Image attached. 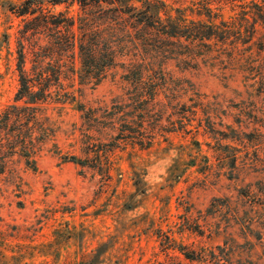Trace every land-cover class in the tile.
I'll use <instances>...</instances> for the list:
<instances>
[{
  "label": "rangeland",
  "instance_id": "rangeland-1",
  "mask_svg": "<svg viewBox=\"0 0 264 264\" xmlns=\"http://www.w3.org/2000/svg\"><path fill=\"white\" fill-rule=\"evenodd\" d=\"M26 1L0 0V119L22 115L0 123V264H264V0L131 1L134 18L91 25L116 55L98 84L51 49L62 71L36 121L20 51L33 80L57 34L24 31ZM43 8L77 34L101 11ZM152 9L190 32H159Z\"/></svg>",
  "mask_w": 264,
  "mask_h": 264
},
{
  "label": "trees",
  "instance_id": "trees-1",
  "mask_svg": "<svg viewBox=\"0 0 264 264\" xmlns=\"http://www.w3.org/2000/svg\"><path fill=\"white\" fill-rule=\"evenodd\" d=\"M67 1L77 2L84 9L96 5L99 6L101 11L98 16L95 13L90 15L87 12L91 9L89 8L84 15L79 16L78 28L80 32L77 34L74 30L76 20L73 17L62 12L54 13L50 9L45 11L43 8L45 2L56 5ZM131 1L134 0H27L24 2L20 14L34 15V17L26 22L24 31L30 29L35 30V28L41 27L49 30L56 29L54 32L57 34L54 46L44 45L41 47L39 45L40 47L36 51L35 59V62L38 64V70L35 69L36 78L33 80L26 75L23 69L24 52L23 50L20 51L19 70L21 86L16 100L26 99L25 105H23L22 109L23 112L26 113L25 119L27 121H36L38 119L37 114L32 109H38L39 107L33 104H41L45 102L47 97L51 94L49 91V81L52 77L59 79L58 75L60 74V71H62L60 64L51 61L47 62V66L42 65L44 59H46L47 56H50L49 54L53 47L56 49L57 53L62 54V56H74L77 54L80 57L81 67L78 72H80L79 76L81 79L94 81L95 84H98L105 78L108 70L116 64L115 51L113 47H108L106 42L102 39L100 35L101 30L97 28L98 24L94 25V27H91V25L95 21H98V19L100 22L110 24L111 20L118 19L119 17L125 18L124 16L127 14L130 15L129 17L134 18V4L131 3ZM104 4L113 5V7L106 10ZM259 7L262 9V6ZM37 12L40 13L37 14ZM151 12V16L157 18L159 26L156 28L159 32L172 37H177L186 34L185 32H190L185 30V25L182 21H170L168 24H165L164 21H161L158 12L155 11V9H152ZM107 14L111 15L105 16ZM214 29L215 28L211 26L207 27V30L202 32L206 38H210L212 35L216 34L215 31H213ZM63 30L65 35L62 33ZM20 109V106L16 104L8 107L3 112L0 123L2 121H10L13 118H16L17 120L21 118L22 115ZM24 147V156L29 158L31 149L27 147L26 143L24 144ZM73 160H75V157H73Z\"/></svg>",
  "mask_w": 264,
  "mask_h": 264
}]
</instances>
